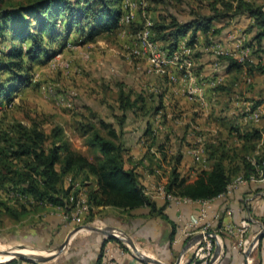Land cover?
Returning <instances> with one entry per match:
<instances>
[{"label": "trees", "instance_id": "1", "mask_svg": "<svg viewBox=\"0 0 264 264\" xmlns=\"http://www.w3.org/2000/svg\"><path fill=\"white\" fill-rule=\"evenodd\" d=\"M144 1L154 7L163 5L164 11H168L166 0ZM122 5L123 0H0V103L10 101L21 88L30 86L35 66L46 64L60 52L72 33L82 43H87L95 41L102 33L117 30L121 26ZM207 5V13L192 11V17L183 21L169 11L159 15L152 21L151 40L171 54L178 49L179 40L188 33L187 44L190 45L198 31L208 32L216 21L246 15L252 19L246 30L251 35L248 42L252 48L250 54L264 58V3L211 0ZM141 25L142 21L135 22L133 34ZM220 61L236 72H241L245 66V72L251 77L264 75V61L261 60L243 64L224 57ZM118 88L121 115L117 124L120 128L126 120V113L134 114L144 109L146 98L143 92L132 98L122 85L119 84ZM216 89L221 90L223 86ZM157 101L160 105L154 107V113L162 107V93L157 94ZM261 103L264 99H258L256 105ZM149 111V108L145 110L146 113ZM232 121L226 123L222 120L228 125V134L234 137L235 143L230 147L227 141L207 143L208 168L200 170L193 181L178 170L182 157L179 152L166 157L165 143L155 140L154 128L148 121L145 130L148 150L156 147L159 153L154 159L155 167L162 168L163 163L169 166L164 184L167 194L193 201L213 199L225 193L227 184L237 176L250 183L251 177L257 179L260 173L264 175V126L240 127ZM76 129L85 145L98 153L95 160L72 149L58 124L51 126L49 132H45L37 121L30 125L20 121L0 125V225L4 216L19 221L45 205L64 208L71 193L67 176L86 187L89 177H94L97 189L87 188L88 201L93 208L109 206L129 211L146 207L150 213L161 214L163 208H157L155 201L144 193L136 166L125 167L120 132L94 112ZM113 240L121 244V241ZM261 241L256 251L260 250ZM17 262L18 259H12L3 264ZM97 263H101V258ZM185 264H193L192 258Z\"/></svg>", "mask_w": 264, "mask_h": 264}, {"label": "crops", "instance_id": "2", "mask_svg": "<svg viewBox=\"0 0 264 264\" xmlns=\"http://www.w3.org/2000/svg\"><path fill=\"white\" fill-rule=\"evenodd\" d=\"M159 9L160 6L154 7L156 13L162 12L159 11ZM150 10L152 11L153 9ZM153 18L156 20L158 16L156 17L155 15ZM151 20L153 21V19ZM135 21L137 20L135 19ZM251 23L252 19L250 17L239 15L231 19L216 21L208 32L204 33L198 31L196 33L193 43L190 44L191 57L193 62L200 66V70H205V74L202 73V75L206 78L202 82V92L205 104H198L201 109L200 111H209L212 103L215 102L218 96H224L228 94L231 89L233 90V83H230L227 79L230 75L232 76L230 79H233V77H236L234 74H240V76H242L245 72L244 67L241 72H236L228 69L226 65H223L222 69H219L218 72H214L209 68L211 61H213V57L209 52L205 51V47L211 43H217L228 50L234 51L235 38L243 36L244 44L249 47L251 53L252 48L248 45L251 35L246 32ZM77 38V35L72 33L69 36L68 41H73L75 48L69 49L64 45L60 51L62 56L70 62L68 70L60 71V77L68 82L73 80H76V82L80 81L86 86L85 88H88L87 86H91L92 82L90 81L94 76L105 75L104 72L107 70L106 66L118 64L119 60L112 53H109L108 50H101L97 46V44L102 45L104 41L95 40L82 43L81 40ZM189 39L190 34L188 33L179 40L178 45L183 40L188 41ZM136 46L137 41L128 46L130 55V58L128 57L129 59L137 58V56H133L130 53V51ZM254 57L256 58L255 61H264V58L259 59L256 56ZM128 63H130V61ZM205 63L209 64L205 65ZM41 65L42 64H38L35 68L37 66L40 67ZM44 66L46 65L43 64L42 68L39 70H43ZM138 66L139 63L137 64V67ZM130 69L132 70L131 67ZM146 72L147 70L145 71V74L148 76L142 78L143 80L140 82L141 86H139L138 89L134 88L132 90L126 87L121 81L115 83L116 108L118 110H120L117 102L119 84L123 86L124 91L131 93L132 98L135 94L140 92H143L146 98L144 109L142 111H137L134 114L131 112L126 113V120L120 128L117 121H114L113 118L105 119L104 117L99 116L94 112V108L89 109V112H94L99 118L111 123L117 131L120 132L121 141L124 147L123 158L125 161V167L132 168L133 166H136L135 171L139 175L140 184L145 189H151L161 179L166 182V174L168 171L165 172L163 170L164 176H160L156 172L157 169L155 167L154 159L159 157V153L154 147L148 150L147 145L142 142L143 140L146 143L149 142L145 137L146 126L148 121L153 125L152 120L150 119L153 114L156 116L159 112H162V116L165 115L162 109L165 108L166 111L167 108L165 105L166 94H172L174 97L178 98L181 93L177 88H170L167 91L164 90L163 92H160L162 93V107L157 113H154V107L160 105L157 101V94L159 93H156V88H153V90L150 87H152L155 81H159L160 78L156 75H149ZM217 74L224 76V83L221 84L223 89L221 90H217V86L213 87L211 85V81ZM49 76L50 75H42V78H40L38 82L35 80L30 86L21 88L15 95H22V97H24L29 91L40 92L39 90H42V88L47 86L45 80H48L47 78ZM251 78L255 84H252L253 87L252 85L250 86V88L252 87V90H242V86H245L246 83L244 84L243 82H240L241 86H239L238 90H240L243 98H241L238 93L237 95H233V97L230 98L231 103L229 102L228 104L230 108L227 105H225V107L222 106L217 113L224 114L225 111H228L230 117L231 115L233 117L232 123L241 127V124L244 122L241 117L243 109L246 106H250V108H258L262 112L263 117L255 126L263 127L264 103L256 105V102L258 99H264V91L262 90L264 89V75H254ZM159 85L160 84L155 85V87H158ZM225 87H228L226 88L227 90ZM230 87L231 89H229ZM72 93L74 92L69 91L68 94L66 93L65 95H56L54 100L58 103L57 105L64 106V108H71L74 105H79L78 98L73 96ZM150 95H154V97ZM71 96L73 97L70 98ZM60 97H64L66 101H69L70 106L68 107L65 104L60 103L58 101ZM151 100L155 104L157 103V105L149 106L148 103ZM148 108L150 111L149 113H146L145 110H148ZM190 111L194 112L195 109H190ZM167 115L168 113L166 111V116ZM225 117L228 116L226 115ZM60 126L63 128L62 125ZM190 126L191 125H187V128H190ZM162 130L163 129H161L158 134L155 130V140L159 143H165V155L166 157H170L175 154L173 153V151L175 152V148H171L170 150L172 151L168 154L166 147H176L179 146V144H176L175 140L171 138V131L165 129V131H169L167 134V132H161ZM63 131L65 132L64 128ZM166 135L168 136V139ZM184 137L190 138L188 134ZM67 139L70 143L69 138ZM213 142L217 141L210 140L207 143ZM70 146L73 149L71 143ZM87 148L89 149V147ZM181 156L178 170L182 175L186 176L189 181H193L200 170L208 168L207 161L205 165H201L195 163L189 155L183 154ZM86 184L89 190L97 189L93 176L89 177V181ZM152 199L155 201L157 208H163L160 212L161 214L150 213L149 209L146 207L127 211L109 206H99L93 208L92 213L89 216L83 215L77 220H65L63 219V212L61 209L45 205V211L40 213L37 211L24 217V219L31 217V220L34 223H30L22 229L19 237L33 247L44 250H54L63 243L68 234L75 228L89 226L99 229H109L118 235H121V233L126 234L143 256L158 260L164 264H174L176 261H179L178 264L189 262L192 258L193 248L196 244L189 245L190 239L198 233H194L189 238H180L179 232L183 224L188 221L190 217L198 215L199 205L197 203L177 205L160 196L152 197ZM243 218L249 219L250 221L248 229L249 237L258 233L264 225V175L262 176V173H260V176L255 181L243 183L225 197L215 199L212 202V206L208 213V219L211 222L210 229L212 232L226 224L237 226L239 221ZM113 239L115 238H110L104 233L93 229H80L71 237L67 247L59 255L45 261H32L26 258H17V264H98L97 261L99 258H101L100 264H102L105 259L115 260L120 264H154L140 261L128 244L117 239L121 241L120 244ZM233 241L234 237L232 235H229L225 231L220 232L218 242L221 246L222 253L215 264H243L244 256L237 248L233 247ZM2 247L5 246H0V249ZM250 256H252L254 260L253 264H264V238L261 241L260 250L255 251Z\"/></svg>", "mask_w": 264, "mask_h": 264}, {"label": "rangeland", "instance_id": "3", "mask_svg": "<svg viewBox=\"0 0 264 264\" xmlns=\"http://www.w3.org/2000/svg\"><path fill=\"white\" fill-rule=\"evenodd\" d=\"M13 2H18L22 0H11ZM137 2L138 0H132ZM168 5H165V8L168 11L177 17V19L183 21L187 20L192 17V11L203 12L207 13L206 10L208 9V2L211 0H166ZM257 3H264V0H253ZM150 6V8H149ZM159 11L161 13H156L154 11V6L151 3L147 2V7L145 9L137 8L134 12V19L131 23H127L121 25L117 30L111 33H102L95 40H102L104 43L102 45L97 44V46L101 50H108L109 53H112L118 60L119 63L115 65H107L105 75L97 76L91 79L92 82L91 86L83 85L80 81L73 80L68 82L67 80L60 77L61 70H68L70 67V62L66 60L63 56L64 61L68 63V68L60 67L58 63L54 66L51 64H45L43 70H39L42 68L43 64L39 67L37 66L33 73L37 74L36 82L39 81L40 78L43 76L50 75L45 80L47 86L42 88V90L38 91H29L27 92L26 96H16V100L14 105L8 110L3 112L0 115V125L2 123H8L13 121H20L26 125H30L32 121H37L41 124L42 129L45 132H49L51 126L55 124H60L63 126L65 130V136L69 138L70 143L74 150L79 151L85 154L89 159L95 160L96 151L91 148H87L84 142V138L78 134L76 127L79 125L80 122L89 118L90 112L89 109L94 108V112L97 113L99 116L106 118H113L114 121H117V118L121 115L120 110H118L116 104V90H115V83H119L121 81L125 84L126 87L130 89H138L141 86L140 82L143 80L142 78H146L148 75H156L160 78L159 81H155L151 89L156 88V93L163 92L164 90L167 91L170 88H177L180 90L181 95L179 97H174V95L166 94V111L168 115L166 116L165 106L163 107V113L165 115L162 116V112H159L156 116L150 118L152 120V127L156 130L157 134L160 133L159 131L163 129L161 132L171 131L172 139L175 140L176 144L179 146L176 147H166L167 153H171V148H175V152H179L183 155V151L190 147L196 135H202L205 139V147L207 142L210 140H214L217 142L220 141H227L229 147L235 143L234 137H231L228 134V125H224L222 120L224 119L226 123L228 121H232L233 117L228 114V111H225L224 114H219V110L222 106H228L229 102L231 103L230 98L233 95L239 94L241 98L243 95L238 90L240 82H243L242 76L240 74H234L236 77L230 79L231 75L227 78L230 83H233V90L231 89L228 94L218 96L215 102L212 103L211 109L209 111H200L198 104L194 100H190L187 96V89L190 86H197L199 83L202 85L201 82L205 80L204 75L201 78H198L194 81L184 80L182 79L181 72L178 71L177 73V81L171 83L166 73L159 74L154 70L150 69V63H148V53L143 52L137 58H130L129 55V47L132 45L136 40V34H133L132 28L135 24V19L137 21H143L144 17H148L149 19H153V17L162 16L163 13H168V11H164V6L159 5ZM152 7V11L150 10ZM133 23V26L131 27ZM72 43V42H71ZM89 55V52H88ZM129 57V58H128ZM253 60L256 58L251 56ZM192 58V57H191ZM193 60V59H192ZM130 61V63H128ZM139 66L137 67V64ZM209 63H205L208 65ZM212 61L210 63L209 68L212 69ZM126 67V68H125ZM132 68V70L130 69ZM204 67V66H202ZM61 68V69H60ZM200 66L197 63H194L192 72H200L205 74V70H200ZM84 71V70H83ZM213 72V71H212ZM87 76V73H86ZM252 80V78H251ZM89 81V80H88ZM100 81V82H99ZM120 82V83H121ZM245 84V82H243ZM160 84L158 87L155 85ZM253 80L250 83H246L245 86L243 85L242 90L248 91L249 89L252 90ZM264 84V82H263ZM252 87L250 88V86ZM149 87V86H147ZM154 90V89H153ZM152 90V91H153ZM264 91V89H262ZM69 91L74 93L73 96L78 98L79 105H74L71 108H67L64 106L57 105L58 103L54 100L56 95H65L68 94ZM259 95V94H258ZM71 96L70 98H72ZM13 98V97H12ZM214 101V100H213ZM165 103V101H164ZM148 105H157L152 100L149 101ZM230 108V106H228ZM168 109V110H167ZM190 109H195L194 112L190 111ZM96 110V111H95ZM198 113H197V112ZM193 113V114H192ZM196 113V114H195ZM228 117H225V116ZM221 122V123H220ZM233 122V121H232ZM190 123V124H189ZM257 123L254 122H243L241 127H249L251 125H256ZM187 125H191L195 129V136L194 137H184L187 136L188 131L190 128H187ZM190 126V127H191ZM162 127V128H161ZM168 129L169 131H165ZM194 133V130H193ZM167 139L168 136L166 135ZM149 143V142H148ZM148 143H145L148 145ZM174 143V144H175ZM156 148V147H154ZM88 149V150H87ZM174 155V154H173ZM164 164L163 170L166 172L167 164ZM164 174L161 171L160 176ZM45 211L44 208L40 209L38 213ZM31 217L23 218L19 221H14L10 217L4 216L2 218V224L0 225V246H5L0 249V251L8 250L12 246L16 245H28L25 240L19 237L21 234V230L24 229L27 225L32 223ZM34 223V222H33ZM31 246V245H29ZM33 247V246H32ZM215 247V243H214ZM38 251L44 252V249L36 248ZM256 248L253 249L251 252L254 253ZM24 254V253H22ZM250 254V255H251ZM9 258V256H6ZM254 260L251 256V262L248 264H253Z\"/></svg>", "mask_w": 264, "mask_h": 264}, {"label": "built area", "instance_id": "4", "mask_svg": "<svg viewBox=\"0 0 264 264\" xmlns=\"http://www.w3.org/2000/svg\"><path fill=\"white\" fill-rule=\"evenodd\" d=\"M146 5L147 2L144 0H139L137 2L132 0H123V14L120 20V25L131 23L134 19L135 10L137 8L144 9ZM152 24L153 22L151 19H149L148 17H144L141 28L136 33L137 46L132 49L130 53L133 56H140L143 52H147L150 63L149 70H154L159 74L166 73V76L171 83L177 81L178 71L181 72V77L184 80L194 81L198 78H201V72H192L194 62L191 58V46L187 44V40H183L179 44V47L176 51L171 54H167L166 52L161 50L156 43L151 40V37L153 36V33L151 31ZM65 46L69 49L75 48V44L71 42H67ZM205 51L209 52L213 57L212 70L214 72H218L219 69H222L223 64L220 60L224 57H233L239 63L243 64L246 62L253 61L249 47L245 46L244 44L243 36H238L235 38L234 51L228 50L217 43H211L207 45L205 47ZM56 63H58L60 67L62 66L64 68H68L69 66L68 63L64 61L63 56L60 52H57L48 61V64H51L52 66H54ZM36 77L37 74L32 73L31 81L34 82L36 80ZM242 80L245 83H250L251 76L244 72L242 75ZM223 83L224 76L221 74L215 75V77L211 81V85L213 87H216ZM186 92L190 100H194L197 104L200 105L205 104L202 92V85L200 83L197 86H190ZM16 96L17 95H14L10 101H4L0 103V115L3 112L8 111L13 106L16 100ZM58 101L68 107L70 106L69 101H66L64 97H60ZM241 117L244 122L250 121L257 123L261 120L263 114L258 108H250V106H246L241 112ZM188 135L190 137L195 136V129L193 126L190 127ZM142 142H144L143 144L146 143L144 140ZM183 154L189 155L195 163L205 165L207 159L205 154V139L202 137V135H196L193 144L187 149H185L183 151ZM164 168L166 167H164V164H162V168H157L156 172L160 175L161 171L163 173ZM167 169H169V167H167ZM255 180L256 178L254 177H251L249 179L250 182H253ZM66 182L71 185V193L68 196V200L65 207H58L63 212V219L77 220L83 215H88L93 210V207L89 204L88 201L87 187L82 185L81 182L73 180L71 176L66 177ZM247 182L248 181L241 176L233 178L227 184L225 193L219 195L217 198H222L225 195L230 194L236 187ZM164 184L165 182L161 179L154 185V187H152L151 189L144 188L143 191L150 198L160 196L165 200L173 202L177 205L190 203H197L199 205L198 215L195 217H190V219L183 224L179 234L180 238H189L194 233H200L202 237L196 242L192 252L193 264H210L214 253L215 241L211 236V222L208 219V213L212 206V202L217 198L193 201L189 198L173 196L165 192ZM66 209H69V211H66ZM249 226V219L243 218L239 221L237 226L232 224H226L223 227H220L218 230L213 231V233L215 234V237L218 241L221 231H225L229 235H232L234 237L233 247L237 248L243 254L253 238V236H248ZM256 246L254 248H256ZM250 262L251 256L249 255L248 263ZM102 264L120 263L116 262L115 260L105 259Z\"/></svg>", "mask_w": 264, "mask_h": 264}, {"label": "water", "instance_id": "5", "mask_svg": "<svg viewBox=\"0 0 264 264\" xmlns=\"http://www.w3.org/2000/svg\"><path fill=\"white\" fill-rule=\"evenodd\" d=\"M80 229H93L96 231H99L101 233H104L105 235H107L110 238H115V239H119L121 240L123 243H126L130 246V248L133 250V252L136 254V256L138 257V259L142 262L145 263H154V264H164L158 260L155 259H151L148 257L143 256L136 248L135 244L133 243V241L124 233H121V235H118L117 233L113 232L112 230L109 229H99V228H93V227H89V226H82V227H77L75 228L73 231H71L68 236L66 237V239L63 241V243H61L57 248H55L54 250H45L44 252L38 251L37 249L33 248L32 246L29 245H16V246H12L10 249L8 250H3L0 251V255L2 256H9L10 258L7 259L6 261H0V264L6 263L12 259H19V258H26V259H30L32 261H45L48 259H51L57 255H59L68 245L71 237ZM211 236L215 241V247H214V253H213V257L211 259L210 264H215L217 262V260L220 258L221 256V246L218 242V240L215 237V234L213 232H211ZM202 235L200 233L194 235L191 239H190V243L189 245H193L195 244L199 239H201ZM264 237V225L262 226V228L260 229V231L258 233H256L249 246L247 247L246 251L243 253L244 256V260H243V264H248V258L249 255L251 254V252L253 251V248L258 244V242L263 239ZM20 249H29L32 251H35L37 253L31 254V255H26V254H22L19 253L18 250ZM179 261H176V263L174 264H178Z\"/></svg>", "mask_w": 264, "mask_h": 264}, {"label": "bare ground", "instance_id": "6", "mask_svg": "<svg viewBox=\"0 0 264 264\" xmlns=\"http://www.w3.org/2000/svg\"><path fill=\"white\" fill-rule=\"evenodd\" d=\"M19 253H24V254H27V255H31V254H34V253H37L35 251H32V250H29V249H20L18 250ZM10 258V257H9ZM8 257L6 256H2L0 255V261H6L7 259H9Z\"/></svg>", "mask_w": 264, "mask_h": 264}]
</instances>
